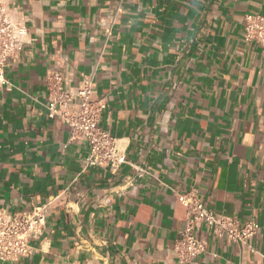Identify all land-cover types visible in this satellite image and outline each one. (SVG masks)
<instances>
[{
    "label": "crops",
    "instance_id": "crops-1",
    "mask_svg": "<svg viewBox=\"0 0 264 264\" xmlns=\"http://www.w3.org/2000/svg\"><path fill=\"white\" fill-rule=\"evenodd\" d=\"M13 4L30 34L0 86V209L47 205V220L31 257L0 264H178L187 193L259 226L244 243L201 226L192 264H264V48L244 37L264 0ZM54 71L94 78L99 125L129 164L88 166V143L47 116Z\"/></svg>",
    "mask_w": 264,
    "mask_h": 264
},
{
    "label": "built area",
    "instance_id": "built-area-1",
    "mask_svg": "<svg viewBox=\"0 0 264 264\" xmlns=\"http://www.w3.org/2000/svg\"><path fill=\"white\" fill-rule=\"evenodd\" d=\"M244 22L245 40L256 41L264 48V15L247 14ZM29 34L28 17L13 0H0V86L10 87L7 67L12 59L22 54ZM46 87L47 116L66 124L72 141L88 143V166L118 170L129 164L116 139L99 125L106 103L95 97L96 83L92 76H82L78 85L70 86L61 72L54 71L47 76ZM137 172L139 177L146 174L142 168H137ZM178 200L188 211L186 227L175 247L178 264H192L205 253L206 243L197 235L203 225L215 236L233 243H244L259 230L255 221L240 227L235 219L217 216L192 193L181 194ZM46 220L47 205H38L16 215L0 209V261L18 262L31 257L35 251L34 241L42 236Z\"/></svg>",
    "mask_w": 264,
    "mask_h": 264
}]
</instances>
